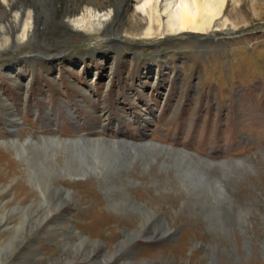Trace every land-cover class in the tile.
Masks as SVG:
<instances>
[{
    "label": "rangeland",
    "instance_id": "obj_1",
    "mask_svg": "<svg viewBox=\"0 0 264 264\" xmlns=\"http://www.w3.org/2000/svg\"><path fill=\"white\" fill-rule=\"evenodd\" d=\"M223 2L152 37L141 0L0 4V264H264V0Z\"/></svg>",
    "mask_w": 264,
    "mask_h": 264
},
{
    "label": "bare ground",
    "instance_id": "obj_2",
    "mask_svg": "<svg viewBox=\"0 0 264 264\" xmlns=\"http://www.w3.org/2000/svg\"><path fill=\"white\" fill-rule=\"evenodd\" d=\"M158 1L160 0H141L140 5L137 7L141 9V11L145 12L146 14V17H147L146 26L147 27L142 34L148 37L155 36L156 34L157 35L163 34L164 32H167L169 34H175V35L180 34V33H186V32H189V33L207 32L212 27L213 21L221 13L222 5L224 3L223 2L224 0H184L183 3H181V0H174L172 2H170L169 0L168 1L161 0V1H165V5L163 4L164 6L162 10V7L159 5ZM100 9H103V8H100ZM112 11L114 13L118 12L117 9L116 10L113 9ZM85 13H86L85 15L82 14L80 17H73L72 19L70 18L71 19L70 22L72 23L74 27L84 30L86 32H91V31L95 32L94 24H97L99 26L103 25L102 21H104L105 19H102V17L107 16V15L105 16V14H100L102 13L100 11L86 10ZM98 14H100L101 17ZM164 17H165V20H164ZM19 18L20 17H14V21L12 23L7 24L5 27L0 26V28H2V30L4 29L6 32H8L9 35L12 36L15 29H17L18 26L20 25ZM27 26H28V23L25 22L23 24L21 35L16 37L12 41L14 45H16L18 42L21 41L19 39L21 36H23L25 39ZM2 30H0V32H2ZM162 31L163 33H161ZM7 42H8V39L6 38L3 44L5 45ZM131 143H134V144L151 143V144H155V145L162 146V147L173 148L175 150L178 149L181 151L180 148H174L168 145H159V144L148 142V141L131 142ZM227 160H223V161H227ZM91 215H92V218H91L92 221L98 224L99 226H102L103 224L104 225L112 224L111 218L109 216L103 215L99 209L94 211Z\"/></svg>",
    "mask_w": 264,
    "mask_h": 264
},
{
    "label": "clouds",
    "instance_id": "obj_3",
    "mask_svg": "<svg viewBox=\"0 0 264 264\" xmlns=\"http://www.w3.org/2000/svg\"><path fill=\"white\" fill-rule=\"evenodd\" d=\"M7 3H8V0H0V4H3V5H5V7H7ZM15 16H19V13L17 12V13H15L14 14ZM31 15V13L29 12V16ZM0 30H2V28H0ZM21 41H23L24 40V37L23 36H21L20 38H19Z\"/></svg>",
    "mask_w": 264,
    "mask_h": 264
},
{
    "label": "snow or ice",
    "instance_id": "obj_4",
    "mask_svg": "<svg viewBox=\"0 0 264 264\" xmlns=\"http://www.w3.org/2000/svg\"><path fill=\"white\" fill-rule=\"evenodd\" d=\"M184 2V0H181V3H183Z\"/></svg>",
    "mask_w": 264,
    "mask_h": 264
}]
</instances>
